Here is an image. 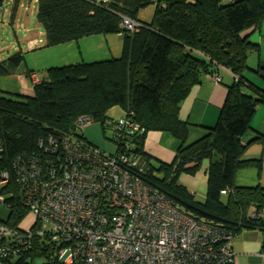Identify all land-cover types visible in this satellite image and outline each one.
<instances>
[{"label":"trees","instance_id":"trees-1","mask_svg":"<svg viewBox=\"0 0 264 264\" xmlns=\"http://www.w3.org/2000/svg\"><path fill=\"white\" fill-rule=\"evenodd\" d=\"M150 4L156 5L155 12L146 22L140 11ZM123 17L138 22L133 32L121 28ZM37 21L45 46L120 33L122 50L119 57L48 68L32 96L0 90V178L8 174L0 184V198L10 207L1 222L22 235L36 223L21 198L18 168L36 161L46 172L47 160H58L44 152L48 140L71 135L88 141L77 128L79 118L89 116L105 132L112 130L115 153L125 145L123 151L144 167L141 179L182 211L233 235L244 229L264 235V186H238L235 179L239 169L260 170L263 165L261 157L244 156L242 138L252 128L257 104L264 102V66L248 64L250 55L260 53L264 0H38ZM23 61L19 51L0 59V77L15 74ZM223 68L233 83L220 116L205 136L187 144L190 123L180 118L181 103L203 75ZM115 105L126 110L123 118L139 126L127 137L114 130L118 122L107 114ZM153 129L181 141L174 162L156 167L144 152L146 135ZM255 140L264 144V134ZM200 171L206 176L203 200L182 181L183 175ZM36 226L25 246L0 264H63L62 244L36 233Z\"/></svg>","mask_w":264,"mask_h":264},{"label":"built area","instance_id":"built-area-1","mask_svg":"<svg viewBox=\"0 0 264 264\" xmlns=\"http://www.w3.org/2000/svg\"><path fill=\"white\" fill-rule=\"evenodd\" d=\"M120 24L129 32L138 26L129 17ZM32 82L40 83L38 75L32 74ZM89 122V116L81 117L78 125ZM138 129L129 118L114 126L124 136ZM121 147L111 154L63 135L44 146L58 159L47 160L46 172L36 161L18 168L21 198L35 218L34 230L62 244L63 264H233V233L182 211L141 179L143 165ZM7 180L4 172L0 184ZM33 226L22 235L0 221V260L25 246Z\"/></svg>","mask_w":264,"mask_h":264},{"label":"crops","instance_id":"crops-1","mask_svg":"<svg viewBox=\"0 0 264 264\" xmlns=\"http://www.w3.org/2000/svg\"><path fill=\"white\" fill-rule=\"evenodd\" d=\"M257 38L260 42V53L258 56L256 55L254 57V60L256 59L257 64L260 63L264 66V21ZM92 41H94V43L99 41L102 45L94 47L92 46ZM57 47H67L63 50L65 53L74 51L73 57L68 56L64 61L51 64L43 69L84 61L91 62L108 56H116L115 54H117L119 50H122V35L120 33L92 35L82 38L79 41L64 43ZM94 48L101 49L102 53L87 54ZM32 74H36L40 80L42 79L40 74L30 68L29 65L22 64L15 74L0 77V90L13 94L32 96L34 95ZM218 76L221 78V81H216L215 78ZM232 83V75L227 71L219 70V72L213 75H203L202 81L192 87L190 93L180 106V118L190 123L187 144L205 136L208 129L216 124L220 116L221 108L227 97L228 89ZM261 83L263 85V81H261ZM157 123L160 124L163 122ZM251 125L252 128L242 138L243 143L247 145L244 156L247 158L261 157L263 159V165L260 170L255 167L239 169L235 177L236 185L238 186H264V144L255 140L256 137L264 134V102L257 104L256 111L251 120ZM180 144L181 141L170 132L153 129L148 131L143 149L144 152L151 157L152 163H172L175 160L176 151ZM200 175L205 174L198 172L195 175H183L182 180L200 186L205 192L206 176L204 180L200 178ZM252 231H255V233ZM252 231L248 232L247 238L239 236L238 238H233L232 245L235 252L233 264H251L253 258H260L258 248L261 243L262 251L264 235L258 230ZM261 253H263V251Z\"/></svg>","mask_w":264,"mask_h":264},{"label":"rangeland","instance_id":"rangeland-1","mask_svg":"<svg viewBox=\"0 0 264 264\" xmlns=\"http://www.w3.org/2000/svg\"><path fill=\"white\" fill-rule=\"evenodd\" d=\"M14 4L15 0H4L0 5V59H5L16 51H19L24 55V61L22 64L29 65L30 68L34 69L35 72L39 73L40 77L43 78V75L46 74L47 70V68L43 69L44 67L57 62H62L68 56L73 57L74 51L65 53L63 50L67 47H57L64 43L60 45L58 44L57 46H45V32L43 27L37 21L38 0H20L14 18H12L13 12H15ZM155 7V4H150L143 8L140 11V18L146 22L151 21L155 12ZM100 45L102 44H100L99 41H96L95 43L92 41V46L95 47ZM93 53H102V50L94 48L87 54ZM120 53L121 50L115 54L117 55L116 57H119L118 55H120ZM256 55L257 53H253L248 59V64L253 68H256L257 66L256 59L254 60ZM221 70L225 71L224 68ZM125 113L126 110L120 105L112 106L107 110V114L112 117L114 123L120 121L125 116ZM77 133L83 135L88 141L95 144L97 148L107 153H115L116 151V143L110 140L112 130L109 128L106 129L105 132L99 121H91L85 125H79ZM153 164L156 167L159 165L157 162H154ZM155 172L159 176L163 175V172L158 170ZM200 178L205 180V175H200ZM183 182H185L191 192L196 194L197 199L203 200L205 198V192L200 186H196L185 180ZM250 212L251 210H249V213ZM7 213L4 205L0 203V218L6 219ZM251 231L252 230L248 231V229H244L240 234H235L232 237V240L233 238H238V236L247 238L248 232ZM252 232L255 233V231ZM258 251L260 258H253L251 264H264V250L262 249L263 253H261V243Z\"/></svg>","mask_w":264,"mask_h":264},{"label":"clouds","instance_id":"clouds-1","mask_svg":"<svg viewBox=\"0 0 264 264\" xmlns=\"http://www.w3.org/2000/svg\"><path fill=\"white\" fill-rule=\"evenodd\" d=\"M41 81V80H40ZM34 84V83H33Z\"/></svg>","mask_w":264,"mask_h":264}]
</instances>
